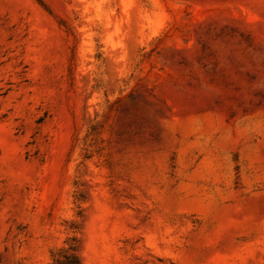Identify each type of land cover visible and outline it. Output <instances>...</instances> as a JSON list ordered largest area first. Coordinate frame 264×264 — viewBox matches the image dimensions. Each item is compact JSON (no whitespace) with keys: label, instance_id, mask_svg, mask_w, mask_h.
I'll return each instance as SVG.
<instances>
[{"label":"rangeland","instance_id":"1","mask_svg":"<svg viewBox=\"0 0 264 264\" xmlns=\"http://www.w3.org/2000/svg\"><path fill=\"white\" fill-rule=\"evenodd\" d=\"M264 264V0H0V264Z\"/></svg>","mask_w":264,"mask_h":264},{"label":"trees","instance_id":"2","mask_svg":"<svg viewBox=\"0 0 264 264\" xmlns=\"http://www.w3.org/2000/svg\"><path fill=\"white\" fill-rule=\"evenodd\" d=\"M62 251L63 255L56 260V264H80L79 256L72 248Z\"/></svg>","mask_w":264,"mask_h":264}]
</instances>
